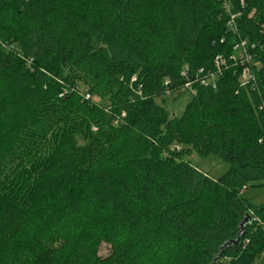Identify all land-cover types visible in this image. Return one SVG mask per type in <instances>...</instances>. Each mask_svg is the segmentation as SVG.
Wrapping results in <instances>:
<instances>
[{"label":"trees","instance_id":"trees-1","mask_svg":"<svg viewBox=\"0 0 264 264\" xmlns=\"http://www.w3.org/2000/svg\"><path fill=\"white\" fill-rule=\"evenodd\" d=\"M186 78L171 117L157 99ZM192 152L227 170L210 178ZM254 183L264 0H0V264H254Z\"/></svg>","mask_w":264,"mask_h":264},{"label":"rangeland","instance_id":"rangeland-1","mask_svg":"<svg viewBox=\"0 0 264 264\" xmlns=\"http://www.w3.org/2000/svg\"><path fill=\"white\" fill-rule=\"evenodd\" d=\"M234 16L230 15L228 21V26L232 27L234 25ZM235 55H240V51L235 49ZM258 66V65H257ZM83 93L86 92V88L81 87ZM192 92L186 88H183L179 91H174L172 93H167L161 98L157 99V102L163 105V107L169 112L171 117H179L185 107V105L191 99ZM96 99V98H95ZM98 101V99H96ZM100 100V99H99ZM103 104L106 101L100 100ZM83 134L76 135V142H84ZM186 160H189L193 165H195L200 171L207 174L210 178H217L227 170V164L213 155L207 157H200L195 152H192L189 156L185 157ZM242 195L248 199L254 205L264 204V187L259 186L256 183L247 184L242 189ZM109 246L106 244H101L99 249L100 255L107 254ZM254 264H264V249L255 256Z\"/></svg>","mask_w":264,"mask_h":264},{"label":"built area","instance_id":"built-area-1","mask_svg":"<svg viewBox=\"0 0 264 264\" xmlns=\"http://www.w3.org/2000/svg\"><path fill=\"white\" fill-rule=\"evenodd\" d=\"M235 49H238L240 51V55H238V56L235 55L234 57L233 56H229V59H235V60L237 59L243 65V67H242V74H241V85H244L247 81H250V80L253 79L252 69H251V66H250V63H249V61L251 59V55L246 50L245 42L244 41H241L238 44H236L235 45ZM224 62H225V59L222 58V57H220V56H217L215 58V63L217 65L224 64ZM198 73H201V70L198 71ZM181 75L183 77H186L187 76L186 70H182L181 71ZM186 81H187V78H186ZM203 82H205V83H211L214 86V76H212L211 78H209V79H207V80H205ZM190 83H191V80H188L185 83V87L184 88L188 89L190 87ZM86 97L88 98L89 95L86 94Z\"/></svg>","mask_w":264,"mask_h":264},{"label":"water","instance_id":"water-1","mask_svg":"<svg viewBox=\"0 0 264 264\" xmlns=\"http://www.w3.org/2000/svg\"><path fill=\"white\" fill-rule=\"evenodd\" d=\"M248 219V218H247Z\"/></svg>","mask_w":264,"mask_h":264}]
</instances>
